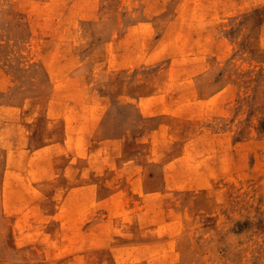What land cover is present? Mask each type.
Instances as JSON below:
<instances>
[{
    "label": "rangeland",
    "instance_id": "obj_1",
    "mask_svg": "<svg viewBox=\"0 0 264 264\" xmlns=\"http://www.w3.org/2000/svg\"><path fill=\"white\" fill-rule=\"evenodd\" d=\"M0 264H264V0H0Z\"/></svg>",
    "mask_w": 264,
    "mask_h": 264
}]
</instances>
